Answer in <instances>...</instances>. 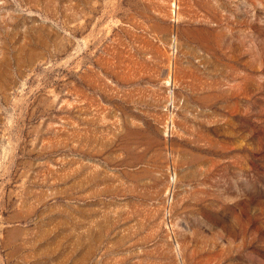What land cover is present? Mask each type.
Returning <instances> with one entry per match:
<instances>
[{"label": "rangeland", "instance_id": "374dc122", "mask_svg": "<svg viewBox=\"0 0 264 264\" xmlns=\"http://www.w3.org/2000/svg\"><path fill=\"white\" fill-rule=\"evenodd\" d=\"M0 264H264V0H0Z\"/></svg>", "mask_w": 264, "mask_h": 264}]
</instances>
